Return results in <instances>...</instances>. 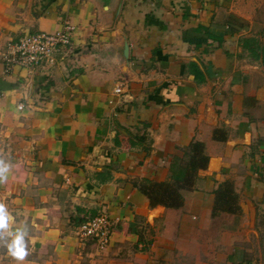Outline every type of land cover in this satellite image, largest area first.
<instances>
[{
    "label": "crops",
    "instance_id": "0c3cea01",
    "mask_svg": "<svg viewBox=\"0 0 264 264\" xmlns=\"http://www.w3.org/2000/svg\"><path fill=\"white\" fill-rule=\"evenodd\" d=\"M65 18L52 63L0 65V203L29 251L15 260L0 230V264H74L90 241L74 229L99 210L107 250L145 264H264V24L238 0H0V50ZM192 141L207 155L194 188L150 205L139 187Z\"/></svg>",
    "mask_w": 264,
    "mask_h": 264
},
{
    "label": "built area",
    "instance_id": "2783aa9c",
    "mask_svg": "<svg viewBox=\"0 0 264 264\" xmlns=\"http://www.w3.org/2000/svg\"><path fill=\"white\" fill-rule=\"evenodd\" d=\"M73 30V25L65 18L55 31L30 33L6 43L4 49L0 50L3 75H9L15 67L31 70L43 62L52 63L55 52L60 47L70 45ZM122 87V83H119L113 91L120 94ZM110 226L106 212L99 210L75 227L74 236L79 241L92 239L101 248L109 243Z\"/></svg>",
    "mask_w": 264,
    "mask_h": 264
},
{
    "label": "trees",
    "instance_id": "16d2710c",
    "mask_svg": "<svg viewBox=\"0 0 264 264\" xmlns=\"http://www.w3.org/2000/svg\"><path fill=\"white\" fill-rule=\"evenodd\" d=\"M243 44L254 51L258 48L256 38L244 39ZM207 162V155L203 152L202 144L192 141L184 151L182 157H175L169 168V179L165 182L147 183L140 186L139 191L146 195L149 204H161L164 207L176 208L181 205V191H190L197 178L196 171L203 169ZM215 205L226 207L230 202L231 189L222 183L215 190Z\"/></svg>",
    "mask_w": 264,
    "mask_h": 264
},
{
    "label": "rangeland",
    "instance_id": "374dc122",
    "mask_svg": "<svg viewBox=\"0 0 264 264\" xmlns=\"http://www.w3.org/2000/svg\"><path fill=\"white\" fill-rule=\"evenodd\" d=\"M239 5L251 14V17L264 24V0H238ZM242 4V5H241ZM264 29V28H263ZM264 213L259 212L255 221V229L259 241L264 244ZM253 239V237H252ZM84 246L74 264H145L143 251L126 252L125 250H107V246L97 247L92 239ZM84 241V240H81ZM136 253L134 255L133 253ZM141 252V254H138Z\"/></svg>",
    "mask_w": 264,
    "mask_h": 264
},
{
    "label": "clouds",
    "instance_id": "9594fccd",
    "mask_svg": "<svg viewBox=\"0 0 264 264\" xmlns=\"http://www.w3.org/2000/svg\"><path fill=\"white\" fill-rule=\"evenodd\" d=\"M5 171V169H0V173ZM4 180V177L0 175V182ZM11 217L9 213L5 210V205L0 203V230H4L9 233L11 239L7 243L6 248L8 254L15 260L23 262L25 257L29 255L27 251V245L25 243L26 232L21 231L19 228L11 230Z\"/></svg>",
    "mask_w": 264,
    "mask_h": 264
}]
</instances>
